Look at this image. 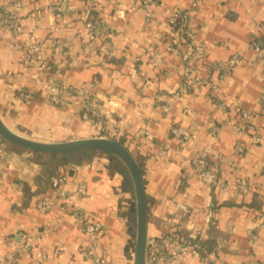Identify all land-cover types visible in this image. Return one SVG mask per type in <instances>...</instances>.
<instances>
[{
	"label": "crops",
	"instance_id": "crops-1",
	"mask_svg": "<svg viewBox=\"0 0 264 264\" xmlns=\"http://www.w3.org/2000/svg\"><path fill=\"white\" fill-rule=\"evenodd\" d=\"M57 1L23 0L21 38L28 39L26 30L35 28L46 54L58 62L54 72L65 86L95 95L106 115L126 124V145L144 158L148 235H200L213 242L219 264H264V111L256 118L262 137L257 143L226 122L240 121L237 107L259 109L264 96V58L252 47L254 40L264 46V0H163L151 6V18L140 0H70L74 8L67 14L49 10ZM177 6L190 9L192 26L206 44L205 58L191 64L167 49L169 17ZM87 9L104 20L108 43L88 38ZM50 37L60 40L61 57L53 56ZM14 40L7 29L0 34V113L6 123L42 140L97 136L104 124L82 117V95L66 92L61 104L43 98L46 74L22 62ZM236 54L239 61H233ZM222 61L230 64L226 71L211 65ZM192 71L202 84L173 97ZM22 88L37 96L21 98ZM216 124L220 130L215 137L210 127ZM174 125L193 136L180 139L172 132ZM238 143L244 153L237 151ZM207 147L223 155V160L210 155L223 185L205 184L193 173L192 156ZM42 171L30 152L8 147L0 157V264H96L84 255L85 248L111 264H132L123 210L125 200L135 195L134 186L123 188L124 176L109 169L108 156L62 167L66 178L57 188L40 182ZM240 178L251 188L246 194H238ZM82 183L85 193L78 192ZM25 187L33 192L27 202ZM69 194L71 204L88 219L104 223V231L88 236L80 229L79 217L67 205ZM40 198L50 201L49 210L38 208ZM30 232L35 234L34 252L6 259ZM40 252L45 257L39 263ZM180 259L182 264H204L200 254Z\"/></svg>",
	"mask_w": 264,
	"mask_h": 264
},
{
	"label": "built area",
	"instance_id": "built-area-1",
	"mask_svg": "<svg viewBox=\"0 0 264 264\" xmlns=\"http://www.w3.org/2000/svg\"><path fill=\"white\" fill-rule=\"evenodd\" d=\"M140 2L146 10L147 17L151 18V6L156 3H163V0H140ZM22 6L23 0H0V34L5 29L12 33L15 38L14 45L22 50V62L27 65H34L37 69L46 74L43 98L49 101V103L61 104L63 103L64 93L80 94L83 97L82 117L92 123L102 120L104 124L98 131L97 136L113 137L116 139L122 137L125 134L126 124L121 120H115L112 116L106 115L104 109L99 103L98 97L89 94L85 90H78L73 86L66 87L62 80L57 77L54 72L55 70L52 68H55L58 62L54 57L46 54V43L37 37L35 28L30 27L26 30L29 34L28 39L21 38L22 34L25 32V27L23 26L19 15ZM73 8L74 5L70 0H58L50 5L49 10L57 11L61 14H67L70 13ZM84 22L90 40L101 39L105 44L108 43L107 41L110 32L100 16L93 14L91 9H87L84 13ZM169 25V32L171 35L170 43L167 46L169 51L181 56L182 59L190 64L205 58L206 44L199 40L196 30L192 26L190 9H183L178 6L174 8L169 17ZM48 44L54 50L53 56L55 55L56 58L62 56L63 47L57 37H50ZM252 47L264 58V46H261L256 40H254L252 42ZM160 57L161 55H156L157 60H159ZM239 59V54L234 55L233 61H239ZM211 65L214 69L222 71H226L230 67V64L225 61L213 62ZM191 67L193 68L192 65H190V68ZM224 74L222 73L221 76ZM202 82L203 81L198 75L194 74L192 71L187 75L184 87L178 89L172 95L175 98L183 97L187 88L200 85ZM213 86L215 87V85ZM18 95L27 100L34 99L37 95V91L22 88ZM165 108L168 110L169 106ZM236 109L241 114L240 121L235 123L232 118H228L226 119V122L233 125L238 134L250 135L252 142L257 143L262 141V137L258 133L256 118H258L264 111V96L259 109L243 110L240 107H237ZM210 130L216 137L219 133L220 125H212ZM172 132L182 140H186L193 136V134L188 132L181 125H174L172 127ZM146 134L149 133L146 131ZM8 147V144L2 141L0 137V157L7 153ZM237 151L239 153L245 152V147L242 143H238ZM165 153L164 150L158 156H162ZM210 155H213L219 160H223V155L220 151L213 147H207L202 153L192 156L191 162L193 173L205 184L211 186L223 185V181L218 174L215 164L211 161ZM261 168L264 176V164ZM65 178L66 175L63 172H57L52 176L53 186L56 188L59 187ZM238 187V194H246L251 190L244 178L238 179ZM86 189V184L82 183L79 185L78 192L85 193ZM72 197V194L67 195L69 200L67 205L71 208L74 214L79 217L80 229L88 236H96L104 231L105 225L101 220L88 219L87 215H85L79 207L71 204L70 201ZM37 205L41 211H47L50 209L51 203L46 198H40L37 201ZM34 235L35 234L31 232L26 234L21 241L16 243L13 248L7 252L6 259L15 260L17 254L33 253L36 248L33 243ZM147 245L148 264H182L180 258L186 253L202 255L196 244L176 231L165 233L161 236H149ZM83 253L87 258L94 260V263L96 264H111L102 255L97 254L93 248H85ZM215 254L216 252L212 250L205 255H202L204 257V264H219ZM44 257L45 254L40 252L38 262L40 263L41 259Z\"/></svg>",
	"mask_w": 264,
	"mask_h": 264
},
{
	"label": "water",
	"instance_id": "water-1",
	"mask_svg": "<svg viewBox=\"0 0 264 264\" xmlns=\"http://www.w3.org/2000/svg\"><path fill=\"white\" fill-rule=\"evenodd\" d=\"M0 137L33 151L50 153L91 149L114 154L122 159L131 174L136 204L137 233L133 264H148V199L141 164L130 148L113 137L90 136L61 141H46L22 134L10 127L0 113Z\"/></svg>",
	"mask_w": 264,
	"mask_h": 264
},
{
	"label": "trees",
	"instance_id": "trees-1",
	"mask_svg": "<svg viewBox=\"0 0 264 264\" xmlns=\"http://www.w3.org/2000/svg\"><path fill=\"white\" fill-rule=\"evenodd\" d=\"M55 70V68H52ZM2 139V138H1ZM120 141L126 144L125 137L118 138ZM2 141L6 142L9 147L14 148L19 151H27L30 152L32 155V158L40 163L43 166V171L38 175V179L43 185H49L52 183V176L59 172L62 167L68 165V164H82L87 163L93 160V158L96 155H106L109 158V169L112 171L120 172L124 176V183L123 188L125 190L127 189H133L132 185V179L129 175V169L126 167L125 163L122 161V159L114 154L111 153H104L97 150H91V149H79V150H72V151H63V152H56V153H50V152H44V151H33L26 149L22 146L8 143L6 140L2 139ZM137 160L141 164L142 171L144 170V163H143V156L139 154H135ZM33 192L29 189V187H25V201L27 202ZM125 211L123 210L124 215L128 219V225H129V232L131 234V237L129 239V243L127 245V252L129 255H131L133 251L134 246V239L133 236L135 235V225H136V204L135 200L132 199H126L125 203ZM188 238L196 244L199 252L202 255H205L207 252L215 250V246L213 245V242L210 239H204L200 235H193L189 234Z\"/></svg>",
	"mask_w": 264,
	"mask_h": 264
},
{
	"label": "rangeland",
	"instance_id": "rangeland-1",
	"mask_svg": "<svg viewBox=\"0 0 264 264\" xmlns=\"http://www.w3.org/2000/svg\"><path fill=\"white\" fill-rule=\"evenodd\" d=\"M37 96V95H36ZM40 96V95H39ZM25 135H28V134H25ZM28 136H31L33 137L32 135H28ZM46 141H49V140H46ZM9 143V142H8ZM9 146V145H8ZM127 167V166H126ZM128 168V167H127ZM129 171V170H128ZM130 173V172H129ZM131 176V174H129ZM132 179V178H131ZM133 199L135 200V195L133 196ZM124 211H125V208H124ZM126 217V216H125ZM127 218V217H126ZM136 233H137V221H136V225H135V235L133 236V239H134V246H133V251L131 253V255L129 256L130 257V261L131 263L133 264L134 262V258H135V243H136ZM130 237H131V234H130ZM129 243V241H128Z\"/></svg>",
	"mask_w": 264,
	"mask_h": 264
}]
</instances>
